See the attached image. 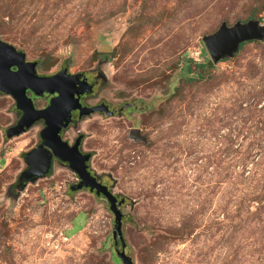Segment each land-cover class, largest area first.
I'll return each instance as SVG.
<instances>
[{"label":"rangeland","instance_id":"374dc122","mask_svg":"<svg viewBox=\"0 0 264 264\" xmlns=\"http://www.w3.org/2000/svg\"><path fill=\"white\" fill-rule=\"evenodd\" d=\"M255 1L0 0V41L27 61L49 58L40 73L97 68L107 79L97 101H138L140 113L95 114L70 132L85 135L91 168L127 200L134 264H264V41L179 91L187 62L211 60L204 38ZM143 7L152 20L138 28ZM18 121L15 100L0 91V264H122L113 213L88 191L69 193V168L56 164L21 188L41 127L9 138ZM132 127L146 144L128 138ZM61 233L67 240L52 248L48 235Z\"/></svg>","mask_w":264,"mask_h":264},{"label":"water","instance_id":"95a60500","mask_svg":"<svg viewBox=\"0 0 264 264\" xmlns=\"http://www.w3.org/2000/svg\"><path fill=\"white\" fill-rule=\"evenodd\" d=\"M250 41H264V25L259 20H251L247 23L238 22L231 27L227 23H223L217 33L204 38L206 50L214 64H218L224 59L233 58L239 52L240 46ZM107 49L102 47V51ZM25 59L24 52L17 50L7 42L0 41V91L13 97L17 102V108L23 113L18 124L7 130V136L9 138L20 136L41 120L46 123V129L41 133L43 142L38 148L25 155V161L29 167L21 177V182L24 183L21 188L28 182L50 176L54 158L67 163L82 180L77 189L90 187L91 190H97L99 195L103 192L107 197L111 212L115 216L113 238L116 245L121 244L122 248L121 251H117V256L122 264H134L132 258L126 255L127 242L123 232V214L117 207V199L108 191L107 187L98 184L88 172V162L92 155H84L80 152V138L73 147H70L60 135L62 128L71 122V112L79 108L76 98V95L79 94L76 89H70L73 86L71 81L78 80V76L68 75V79H66L67 73L64 70L55 77H40L36 72L37 63L26 64ZM24 64L30 67H20ZM14 66H19L18 72L12 71ZM84 83L86 82H82V84ZM35 87H40L42 90L41 93L37 92L38 95L45 92H58L60 95L52 101L51 106L47 109L38 110L26 94L27 89L36 90ZM90 90L84 89L83 92H90ZM99 110V108H83L81 116ZM138 132L140 131L138 130ZM130 138L135 137L131 135ZM137 140L140 141V139ZM145 142H147L146 139Z\"/></svg>","mask_w":264,"mask_h":264},{"label":"flooded vegetation","instance_id":"af4514ba","mask_svg":"<svg viewBox=\"0 0 264 264\" xmlns=\"http://www.w3.org/2000/svg\"><path fill=\"white\" fill-rule=\"evenodd\" d=\"M107 55L108 54L104 55L106 59L109 56V55L108 56ZM33 62L37 63L36 72H37V75L40 76V77H55L58 74H60L61 72H63L64 70H66V73H67V75L65 77L66 79H68V77H67L68 75L69 76H78V80L71 81V82H73V86H71L70 89H73V90L76 89L77 93L79 94V95H76V98L78 99L79 108L76 109V110H73L71 112V122L69 123L68 126L62 128L60 135H61L62 140L64 142L68 143L70 147H73L77 143L78 139L80 138L81 142H80L79 150L84 155L91 154L90 152H88V151H86L84 149V140L86 139L85 135L82 134L81 132H79V134L77 133V135H75V136H71L70 135L71 130L73 128H77L78 125L84 121V119L89 118V117H91V116H93L95 114L103 115L104 117H119L121 115H125L127 112H135V113H140L141 112L140 109H139V103L136 100H132L131 102H126L123 105H118V106H113V105L111 106V105H108L106 102L97 101V99L99 97L98 94H97L98 93L97 91L99 90V87L102 84L107 83V79L105 78L103 73L98 71V70L96 71L97 68H95L90 73H84V72L72 73L69 70V68L63 67V68H61L60 70H58V71H56L54 73L45 74V73H40V71H39V66L40 65H39V63L37 61H27V58L25 59V63L26 64L33 63ZM26 64L21 65L20 67H30V66H28ZM18 67L19 66L12 67V71L13 72H18L19 71ZM82 82H86V83H84L86 85L82 84ZM35 89L36 90H33L31 88L27 89L26 94H27V97L30 98L33 101L36 109H38V110L47 109L49 106H51L52 101L56 100L59 97V95H60L58 92L57 93L45 92L42 95H38L37 92L41 93L40 91H42V90H41L40 87H35ZM84 89H88V90L91 89V90H90V92H85L84 93L83 92ZM40 102H42L43 104L39 105ZM15 103H16V109H17V111L19 113V121H20V119L23 116V113L17 108L16 100H15ZM83 108H86V109L99 108L100 110L96 111L94 113H91L89 115L81 116V109H83ZM109 113H110V115H109ZM38 125H40V127H41L39 129V131H38L39 132L38 133L39 141H38V143H37V145H36V147L34 149L38 148L40 146V144L43 142V140L41 139V133L46 129V123H45L44 120H41V121L37 122L33 127L38 126ZM138 130L140 132H138ZM144 132L145 131L141 127H132L129 130V135H128L129 137L128 138L130 140H133L136 143H144V144H146L147 142H145V139L147 141H148V139L145 136ZM131 135L133 137H135V138H130ZM137 139H140V141H138ZM92 158H93V155L91 157V160H92ZM91 160H90V162H88V172L91 174V176L93 178L96 179L98 184H101L102 186L107 187L108 191L117 199V207L119 208V210H121V212L123 214V221H124V215L125 214L123 213V208L126 206L127 200L124 199L123 197H120L119 195L115 194L113 192V189H114L113 186L111 184H109L107 181H105L104 179H100L96 175L94 170L91 168ZM56 164H59V165L64 166V167H67V168H69L71 170V168L69 167V165L67 163L61 162L57 158H54L53 159V168H52L51 174L53 173V170H54ZM73 173L76 174L75 172H73ZM76 176H77V182H75V183H73V184H71L69 186V188H68L69 193H77V192H80V191H88L91 195L96 197L98 200L105 201L107 203V205H108V208H109L110 212H111L110 203H109L107 197L105 196V194L103 192L99 195L97 190H91L90 187H88V188L84 187L83 189H77L78 185L81 183L82 180H81L79 175L76 174ZM123 200H124V202H123ZM114 223H115V221H114ZM114 228H115V226H114ZM114 243L116 245L115 240H114ZM116 246L118 247V251H120L119 249L121 248V244H118ZM121 250H122V248H121Z\"/></svg>","mask_w":264,"mask_h":264},{"label":"trees","instance_id":"16d2710c","mask_svg":"<svg viewBox=\"0 0 264 264\" xmlns=\"http://www.w3.org/2000/svg\"><path fill=\"white\" fill-rule=\"evenodd\" d=\"M146 2V1H145ZM147 4V3H146ZM144 4V5H146ZM246 12L245 14L243 15V17H240L236 23L238 22H241V23H247L251 20H261L262 19V14H264V0H257L255 2H253L250 7L249 6H246L245 8ZM148 11L147 8H145L144 10V7H143V13L141 15L142 19L141 21L139 22L138 25H140L138 28H140L141 26H146L148 25L150 22H151V18L146 14V12ZM155 18H158V17H155ZM225 23H227V21H225ZM235 23V24H236ZM235 24H230V23H227V25L229 27L235 25ZM132 34H134V31L131 30ZM129 35H130V32H129ZM260 42L262 41H250V42H246L244 44H242L240 46V50L239 52L249 43H256V44H259ZM126 46V45H124ZM123 46V47H124ZM124 49V48H123ZM124 53H123V56L124 54L128 51V49H124ZM238 52V53H239ZM108 56V55H107ZM226 60V59H224ZM223 60V61H224ZM41 63V68L44 69V70H47L49 69L51 66H53V62L48 58L47 60H43ZM39 63V64H40ZM191 63L192 61L190 62H187L186 63V66L184 67V73H183V87L179 88V91L181 92V97L182 95H184V92L186 90V88H194L196 87L197 84L201 83V82H205L207 76H208V71H209V82L210 80L212 79V77H210L211 75V71L212 69H214V63L212 61V59H208V57H205L203 60H201L200 63H197V67H191ZM207 82V81H206ZM259 201L261 203L264 202V194L259 198ZM186 228V227H185ZM185 230V229H183ZM5 250H6V253L8 251H10V249L8 247H5ZM2 256L6 257L8 256L7 254L3 253ZM12 262V259L10 260ZM115 263L118 264V260L117 258L114 259Z\"/></svg>","mask_w":264,"mask_h":264},{"label":"built area","instance_id":"2783aa9c","mask_svg":"<svg viewBox=\"0 0 264 264\" xmlns=\"http://www.w3.org/2000/svg\"><path fill=\"white\" fill-rule=\"evenodd\" d=\"M48 239H51V241L48 244H52V242L54 241V243L52 244V248H55V249L59 248L60 245L62 246V241L65 242L64 240L65 239L67 240V238L64 237L62 233H61V236L57 240L54 238L53 235H48Z\"/></svg>","mask_w":264,"mask_h":264}]
</instances>
